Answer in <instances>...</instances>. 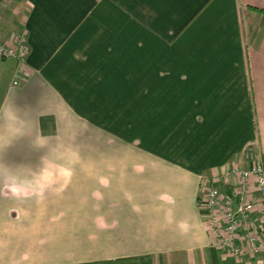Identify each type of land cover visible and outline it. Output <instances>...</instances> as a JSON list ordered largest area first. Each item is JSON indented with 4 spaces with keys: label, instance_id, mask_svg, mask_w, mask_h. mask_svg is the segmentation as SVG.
<instances>
[{
    "label": "crops",
    "instance_id": "0c3cea01",
    "mask_svg": "<svg viewBox=\"0 0 264 264\" xmlns=\"http://www.w3.org/2000/svg\"><path fill=\"white\" fill-rule=\"evenodd\" d=\"M20 31L0 264H264L227 254L201 204L250 141L264 159V0H11L0 36Z\"/></svg>",
    "mask_w": 264,
    "mask_h": 264
},
{
    "label": "built area",
    "instance_id": "2783aa9c",
    "mask_svg": "<svg viewBox=\"0 0 264 264\" xmlns=\"http://www.w3.org/2000/svg\"><path fill=\"white\" fill-rule=\"evenodd\" d=\"M10 1L0 0V7ZM28 52L26 32H17L12 40L0 36V57L17 59L19 73H23ZM207 185L201 204L218 245L235 257L264 251V159L258 141H250L240 159Z\"/></svg>",
    "mask_w": 264,
    "mask_h": 264
}]
</instances>
